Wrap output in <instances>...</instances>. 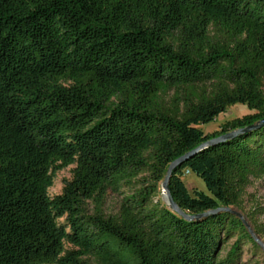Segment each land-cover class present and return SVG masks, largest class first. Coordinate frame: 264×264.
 <instances>
[{"label": "trees", "instance_id": "1", "mask_svg": "<svg viewBox=\"0 0 264 264\" xmlns=\"http://www.w3.org/2000/svg\"><path fill=\"white\" fill-rule=\"evenodd\" d=\"M237 104L254 113L199 128ZM262 119L264 0H0V264H238L259 244L219 210L264 179ZM196 149L168 189L218 212L188 220L156 198Z\"/></svg>", "mask_w": 264, "mask_h": 264}, {"label": "rangeland", "instance_id": "2", "mask_svg": "<svg viewBox=\"0 0 264 264\" xmlns=\"http://www.w3.org/2000/svg\"><path fill=\"white\" fill-rule=\"evenodd\" d=\"M253 113L254 111H249L245 105L237 104L230 107L224 114L218 116L213 122L199 126V128L204 134H211L219 131L220 126L224 122L232 118H240ZM74 167L75 166L72 165L55 173L53 186L48 190L50 197H54L62 193L65 185L72 180V171ZM183 182L191 194L194 191H201L208 194L202 180L194 174L186 173L183 176ZM121 198L122 196L109 193L106 202L107 212H115ZM156 200H159L162 204H166L162 192ZM233 211L241 216L252 237L256 242H258L257 244H260L258 249L247 245L242 252L241 259L238 264H264V179L252 180L243 197L241 210L233 208ZM254 226L256 227L258 234L255 232ZM232 242L233 240L227 241L221 251V256H224L226 250Z\"/></svg>", "mask_w": 264, "mask_h": 264}, {"label": "water", "instance_id": "3", "mask_svg": "<svg viewBox=\"0 0 264 264\" xmlns=\"http://www.w3.org/2000/svg\"><path fill=\"white\" fill-rule=\"evenodd\" d=\"M264 125V119H262L260 122H258L256 125L254 126H251L249 127V129H252V128H259L260 126H263ZM241 131H234V132H231V133H228V134H224L222 136H219L217 138H214L206 143H204L203 145H201L199 147L202 148L204 146H207V145H211V144H216V143H219V142H223L225 141L226 139L228 138H232L234 136H236L238 133H240ZM198 149H196L195 151H192L186 155H184L183 157L177 159L176 161H174L168 168L167 172H166V175H165V178H164V181L162 182L161 184V189H162V193L164 195V198H165V201H166V204L168 205V207L174 211V212H177L178 214L180 215H183L186 219L188 220H191V219H199L201 217H204V216H207L209 214H213L215 212H218V211H214V212H208V213H205V214H201V215H197V216H187V215H184L182 214V212L180 211V209L178 208V206L174 203L172 197H171V194H170V191L168 189V181H169V178L171 176V173H172V170L177 166V165H180L185 159H187L189 156H191V154L195 153ZM219 211H226V212H229V213H232V214H235L237 215L240 219L241 216L236 213L235 211H233L232 209L230 208H224V209H220ZM243 221V220H242ZM244 223V221H243ZM258 243V242H257ZM260 245V244H259Z\"/></svg>", "mask_w": 264, "mask_h": 264}]
</instances>
